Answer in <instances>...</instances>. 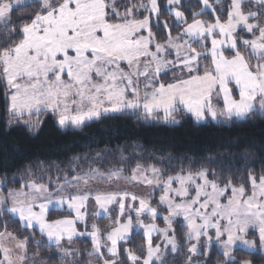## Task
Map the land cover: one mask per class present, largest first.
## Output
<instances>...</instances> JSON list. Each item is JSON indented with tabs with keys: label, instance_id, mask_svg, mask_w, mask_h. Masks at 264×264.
Listing matches in <instances>:
<instances>
[{
	"label": "snow or ice",
	"instance_id": "6c2138e0",
	"mask_svg": "<svg viewBox=\"0 0 264 264\" xmlns=\"http://www.w3.org/2000/svg\"><path fill=\"white\" fill-rule=\"evenodd\" d=\"M200 3L203 7L190 13L189 22L181 0H166V6L159 0H0V85L8 127L38 130L42 118L51 117L61 128H80L102 116L127 112L172 124L179 123L180 112L197 122L264 117V0H230L226 9L215 7L220 0ZM206 10L213 18H198ZM165 13L173 22L161 19ZM181 25L173 37L172 28ZM153 29H163L166 41H157ZM25 173L31 177V166ZM120 174L91 166L86 172L73 168L71 179L65 174L63 183L59 178L39 182L42 176L24 180L13 174L10 180L5 175L0 179V217L7 215L33 231L20 239V233L8 231V222L0 220V264H16L5 241L15 242L20 264H29V244L42 248L45 237L48 260L83 264L75 258L79 250L72 243L85 235L92 241L86 255H97L98 264H121V250L126 252L124 264H166L153 233L164 237L165 249L176 252L174 224L187 228L184 235L197 241L188 248L186 264H212L214 243L223 250L220 264H257V254L264 259V174L249 171L246 184L237 186L229 179L221 186L208 168L182 167L167 174L155 165L137 164L131 178L162 191L156 207L127 191L80 188L90 180L120 179ZM68 188H75V194ZM89 200L99 209L93 216L118 212L106 232L108 243H101L104 234L96 224L91 232L77 230V222L87 228ZM53 207H66L71 218L51 219ZM162 211L167 214L161 216ZM146 214L153 221L162 219L165 226L144 223ZM135 229H143L146 247L139 254L122 245L118 250V242H131ZM37 233L41 240H36ZM102 247L111 258H104ZM237 248L249 258H237ZM194 255L205 259L194 261ZM37 256L39 252L30 264H44Z\"/></svg>",
	"mask_w": 264,
	"mask_h": 264
},
{
	"label": "trees",
	"instance_id": "16d2710c",
	"mask_svg": "<svg viewBox=\"0 0 264 264\" xmlns=\"http://www.w3.org/2000/svg\"><path fill=\"white\" fill-rule=\"evenodd\" d=\"M146 2V0H145ZM166 6V0H159ZM214 3V0H210ZM230 0H220L215 4L217 9H226ZM203 5L199 0H181L180 9L185 12L191 22V12H200ZM245 10L248 4H245ZM255 10V9H253ZM26 14L28 9H22ZM205 11L200 19H212ZM219 14V13H218ZM147 15V13H145ZM168 18L173 22V18L165 13L161 19ZM226 18V12L221 19ZM180 27H173L171 34L175 37ZM156 39L165 42L167 37L163 29H153ZM246 35V34H244ZM210 47V44H209ZM201 62H210L204 61ZM178 75V71L176 72ZM3 86L0 85V179L7 175L12 179L15 174L16 179L23 175L24 180L39 179V182H48L49 177L55 182L59 178L63 183L64 175L72 177V169L86 172L91 166L99 168L107 173L109 170H121L125 177L132 176V170L137 164L145 168L155 165L165 169L167 174H175L182 167L196 171L200 168H208L214 171L216 180L223 186L224 182L231 179L234 185L247 183V172L254 175L264 174V117L256 116L247 121H211L197 122L189 114L180 112L176 114L179 123H164L145 120L142 115L127 112L124 114H110L102 116L98 120L87 122L84 126L76 128L68 126L61 128L56 120L51 117L42 118L44 123L40 128L27 130L24 128L11 127L7 125V114L3 101ZM99 153V155H97ZM79 157L73 161L72 157ZM71 162V166H70ZM31 166L32 174L29 177L25 169ZM59 169V170H58ZM209 179H213L210 175ZM9 184V187H12ZM250 190V189H248ZM156 199L153 202H157ZM162 214L166 212H161ZM51 219H62L69 217L66 211L52 210L48 213ZM0 220L8 222V231L20 233V239L28 236L33 230H25L22 225L9 219L7 215L0 217ZM109 218L89 216L87 228L85 225L78 226L81 232L92 231V224H96L104 239L109 225ZM156 222L164 226L162 219ZM176 228V239L179 244H184L186 240L187 228ZM36 240H41L36 234ZM42 248H37L34 243L28 246L29 264L34 258V254L39 252L36 259H44V264H65V260L53 258L47 240L44 238ZM124 249L136 250L145 247V239L140 232H134L129 243L122 244ZM73 249H78L76 259L83 264L91 261L96 263V255L87 256L86 253L92 251V241L90 238H79L73 240ZM55 250V245H51ZM121 249V246H120ZM237 258H249L246 251L237 249ZM1 258V254H0ZM126 252L121 250L119 260L124 264ZM72 257H67L66 261H71ZM204 256L193 258L194 261H203ZM210 259L212 264H220L223 259L222 252L213 246ZM257 264H264V259L259 254L255 256ZM166 264H186V257L183 253L169 255ZM130 264V263H129Z\"/></svg>",
	"mask_w": 264,
	"mask_h": 264
},
{
	"label": "crops",
	"instance_id": "0c3cea01",
	"mask_svg": "<svg viewBox=\"0 0 264 264\" xmlns=\"http://www.w3.org/2000/svg\"><path fill=\"white\" fill-rule=\"evenodd\" d=\"M125 179H129L130 181H133V182H127L128 184H126V185H123V184H121V183H126L125 182ZM101 181H102V183H103V185L100 187V189H94V187H91L90 189H91V191L93 192V193H95V192H97V191H99V192H113V191H116V192H123V191H127V192H131L132 191V189H135V190H137V188L136 187H138V188H140L141 190L142 189H145L146 187H147V185L146 184H144V183H139V182H137V181H135V180H133L131 177H125V176H123L122 175V173L120 174V179H113V180H111V181H104L103 179H101ZM130 186V187H129ZM107 187H108V189H107ZM67 191L68 192H71V193H73V194H75V192L76 191H71L69 188L67 189ZM138 191V190H137ZM84 192H87V190H84ZM139 192V191H138ZM132 193V192H131ZM159 194V192H155V194L153 195V200H155L156 199V194ZM158 198H159V195H158ZM157 198V199H158ZM153 200H152V202H153ZM153 203H156V202H153ZM91 204H93L94 206H95V202H94V200H89V202H88V209H87V213H88V215H87V217H86V221H88V218H89V213H90V208H91ZM114 205H111L110 206V209L113 207ZM113 208H115V207H113ZM52 210H59V211H66V212H68L67 211V209H66V207L65 208H59V207H53V208H50V211H52ZM94 210H95V208H94ZM49 211V212H50ZM97 211H99V209H97ZM75 214L74 213H72V216H74ZM91 216H93L92 215V213H91ZM99 216L100 217H107L108 216V214H104V213H101L100 215H98V216H94V217H98L99 218ZM133 217H134V222H135V214L133 213ZM69 218H71V217H69ZM63 219V218H62ZM141 219H143V221H144V223H155L159 228H163L162 226H160V225H158L157 223H156V221H153V220H151V219H146V218H144V217H141ZM114 221V220H113ZM113 221H111L110 223H109V225H108V228H107V231L108 230H110L111 229V227L113 226ZM80 225H85V223L84 222H77V224H76V227H77V230H78V232H81L79 229H78V226H80ZM30 230H32V229H30ZM106 231V232H107ZM85 232V231H84ZM87 232H91V231H87ZM134 232H140V233H143V229H135L134 230ZM160 236V234H158V233H153V243L154 244H159V243H157V241H156V238H158ZM79 238H90L91 239V237L90 236H87V235H85V236H77V237H74V239L73 240H76V239H79ZM45 239H46V237H45ZM145 241H146V238H145ZM101 243L102 244H104V243H108L107 242V240H106V235H105V237H104V239L103 238H101ZM123 244V242H118V250H120V246ZM101 252L104 254V258L105 259H108V258H111L110 257V254L108 253V251H107V248L106 247H102L101 248ZM161 253H162V259L164 260V254H165V252L162 250V247H161ZM96 260H97V255H96ZM130 263V262H129ZM93 264H98V262H96V263H93ZM99 264H102V261H100L99 262Z\"/></svg>",
	"mask_w": 264,
	"mask_h": 264
},
{
	"label": "rangeland",
	"instance_id": "374dc122",
	"mask_svg": "<svg viewBox=\"0 0 264 264\" xmlns=\"http://www.w3.org/2000/svg\"><path fill=\"white\" fill-rule=\"evenodd\" d=\"M200 1V0H199ZM202 4V3H201ZM206 11H210V10H206ZM181 27H183L182 25H181ZM170 59H172V58H174V57H169ZM208 63V62H207ZM201 64H206V62H201ZM178 74H179V71H178ZM110 115V114H109ZM204 121H201L200 123H203ZM104 181H107V180H104ZM125 182L126 183H121V184H123V185H126V184H128L127 182H133V181H130L129 179H125ZM103 185V183H102V181H101V179H98V180H90L89 181V184L87 185V186H84L83 184H81L80 185V188H81V190L82 191H84V190H89L91 187H94V189H100V187ZM130 187V186H129ZM137 188V190L139 191H137V190H135V189H132V193H134V194H136L137 196H139V197H142V198H144V199H146V200H149V202H150V204H151V206H153V207H156L157 205H158V203H159V198L157 199V202L156 203H153L152 202V198H153V195L155 194V192L157 191V192H159V197H160V195H162V191L160 190V188H153V187H151V186H147L145 189H140V188H138V187H136ZM71 191H76V189L75 188H69ZM107 189H108V187H107ZM250 191V190H249ZM130 192V193H131ZM137 206H138V202H137ZM113 207H117L116 205H114ZM112 207V208H113ZM161 208H163V206H161ZM91 210H90V213H89V216H91V213L94 211V205L93 204H91V208H90ZM96 211H97V209H95ZM167 213H164V214H162L161 213V216H163V215H166ZM116 216H118V212L117 213H111L110 212V214H108V216L106 217V218H109L110 220H109V223L111 222V221H113L115 218H116ZM100 217V216H99ZM142 217H144V218H146V219H151V216L150 215H144V216H142ZM152 220V219H151ZM156 221V220H155ZM157 223V222H156ZM158 224V223H157ZM165 226V225H164ZM164 226H162V227H164ZM145 239V238H144ZM203 237L201 238V241H203ZM156 241H157V243H159V244H161V247H162V250L165 252V254H164V261H165V256H166V260H167V257L169 256V255H174V254H178V253H183L184 255H185V257L187 258V256L189 255V253H188V248L192 245V244H195V243H197V241L195 240V239H192V240H189L188 238H187V236H186V240H185V243L182 245V244H179L178 242V250L176 251V252H172L171 251V249H170V246L168 247V249H165L164 248V244H165V240H164V237L162 236V235H160L158 238H156ZM5 244H6V246H8L9 248H11V249H13V252H12V255H13V258H14V260H16V264H20V261L19 260H17L16 258H17V256H18V250H16L15 249V247H14V245H15V242L14 241H5ZM213 246H216L221 252L223 251L222 250V248H220V246L219 245H217V244H213ZM145 247H146V241H145ZM237 249H240V248H237ZM236 249V250H237ZM197 256H199V255H194L193 256V258H196ZM0 259H2V254H1V258Z\"/></svg>",
	"mask_w": 264,
	"mask_h": 264
}]
</instances>
